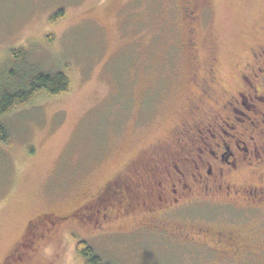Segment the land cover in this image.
I'll use <instances>...</instances> for the list:
<instances>
[{
	"label": "rangeland",
	"instance_id": "1",
	"mask_svg": "<svg viewBox=\"0 0 264 264\" xmlns=\"http://www.w3.org/2000/svg\"><path fill=\"white\" fill-rule=\"evenodd\" d=\"M183 15L179 0H0V84L30 68L69 80L67 93L41 92L0 117V264L33 219L68 215L186 117L196 71ZM196 19L198 61L214 43L226 80L261 32L264 0H205ZM48 219L30 230L36 250L24 264H85L78 241L113 264H195L183 249L118 227L95 235L69 219L45 233Z\"/></svg>",
	"mask_w": 264,
	"mask_h": 264
},
{
	"label": "flooded vegetation",
	"instance_id": "2",
	"mask_svg": "<svg viewBox=\"0 0 264 264\" xmlns=\"http://www.w3.org/2000/svg\"><path fill=\"white\" fill-rule=\"evenodd\" d=\"M179 1L196 71L186 117L68 215L33 219L30 237L1 264H24L36 250L30 230L42 231L49 216L45 233L71 219L95 235L118 227L151 236L195 264H264V23L225 80L214 43L198 61L196 9L205 0Z\"/></svg>",
	"mask_w": 264,
	"mask_h": 264
},
{
	"label": "trees",
	"instance_id": "3",
	"mask_svg": "<svg viewBox=\"0 0 264 264\" xmlns=\"http://www.w3.org/2000/svg\"><path fill=\"white\" fill-rule=\"evenodd\" d=\"M63 17V11L49 19L54 23ZM24 54L23 50L11 51V56ZM18 75V76H17ZM15 77L17 83L4 80L0 84V117L19 109L30 103L39 93L48 95H59L67 93L69 90V80L62 72H44L30 68L27 72H20ZM10 76V75H9ZM8 141V131L0 123V143L6 144ZM76 254L85 261V264H113L102 260L85 241H78L75 245Z\"/></svg>",
	"mask_w": 264,
	"mask_h": 264
}]
</instances>
